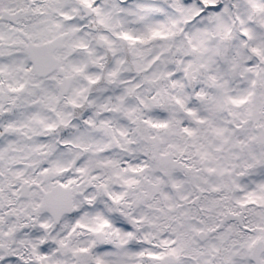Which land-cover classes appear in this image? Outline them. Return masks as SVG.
Returning a JSON list of instances; mask_svg holds the SVG:
<instances>
[{"label": "snow or ice", "instance_id": "obj_1", "mask_svg": "<svg viewBox=\"0 0 264 264\" xmlns=\"http://www.w3.org/2000/svg\"><path fill=\"white\" fill-rule=\"evenodd\" d=\"M0 264H264V0H0Z\"/></svg>", "mask_w": 264, "mask_h": 264}]
</instances>
